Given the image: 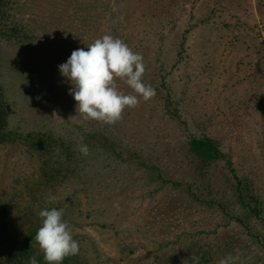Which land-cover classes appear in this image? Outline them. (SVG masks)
<instances>
[{
  "label": "rangeland",
  "instance_id": "1",
  "mask_svg": "<svg viewBox=\"0 0 264 264\" xmlns=\"http://www.w3.org/2000/svg\"><path fill=\"white\" fill-rule=\"evenodd\" d=\"M16 6L35 37L21 48L0 38L9 128L62 135L75 158L68 180L44 187L41 161L27 143L0 144V263L31 234L32 254L46 264L35 241L38 212L56 207L79 242L78 254L66 257L70 264H189L199 250L212 255L208 264L228 254L239 257L237 264H264V0ZM105 34L142 54L143 81L156 94L107 124L110 148L91 144L83 156L78 147L90 120L76 112L59 65ZM203 135L227 157L202 175L186 141Z\"/></svg>",
  "mask_w": 264,
  "mask_h": 264
},
{
  "label": "clouds",
  "instance_id": "2",
  "mask_svg": "<svg viewBox=\"0 0 264 264\" xmlns=\"http://www.w3.org/2000/svg\"><path fill=\"white\" fill-rule=\"evenodd\" d=\"M59 70L73 86L69 93L77 102L76 112L86 121L115 124L123 118L126 108L137 107L140 98L146 102L156 94L155 88L143 81L146 66L142 54L110 34L95 39L87 50H73L67 61L59 65ZM117 79L124 81L135 94L120 90ZM78 150L83 156L90 154L86 144L79 145ZM55 200V196L48 197L49 202ZM114 207L119 210V203L116 202ZM38 215L42 223L35 233V241L46 264H61L66 257L78 254L79 242L64 219L63 208H44ZM193 259L199 264V257ZM238 260V256L228 254L218 264H237ZM27 264L39 262L33 255Z\"/></svg>",
  "mask_w": 264,
  "mask_h": 264
},
{
  "label": "trees",
  "instance_id": "3",
  "mask_svg": "<svg viewBox=\"0 0 264 264\" xmlns=\"http://www.w3.org/2000/svg\"><path fill=\"white\" fill-rule=\"evenodd\" d=\"M17 13L19 14L16 0H0V38L20 48L27 47L29 43L33 42L32 40L35 37V33L33 29L29 28L28 24L25 25L22 22L20 17L19 20ZM125 42L127 41L125 40ZM1 68L2 66L0 65V71ZM172 113L174 116H177L175 110ZM261 113L264 115V110H262ZM8 117L9 103L0 79V144L14 142L27 143L30 150L35 151L41 161L40 181L44 187L50 184L60 185L64 183L66 179L68 180L74 169L73 158H75V156L72 149V141L64 138L62 135L54 134L51 131H35L25 134L15 132L9 128ZM89 123L90 131L84 134V144L88 145L89 149L94 147L92 145L95 143H97L100 148H110V138L108 136V131L105 130L109 126L105 123L104 126L100 127V125H96L97 123H95V120H90ZM186 150L187 154L194 159V171H198L202 175L206 174L211 164L227 157L226 153L220 149L219 143L207 135L188 138L186 141ZM230 171L234 172L231 168ZM233 175L235 177L234 173ZM238 183L239 181L237 180V184ZM251 211L255 215L259 214V210L256 206L252 208ZM237 220L240 221L238 218ZM31 239L32 235L30 234L26 236V238L18 240L4 262L0 264H22L23 258L29 259V257L33 256V248H31V244L28 243ZM193 257L200 258L199 264H208L212 255L208 250L196 251L193 255L189 256V264H196ZM40 258L41 257H38L37 260L40 261ZM61 264H70L69 259L65 258Z\"/></svg>",
  "mask_w": 264,
  "mask_h": 264
}]
</instances>
